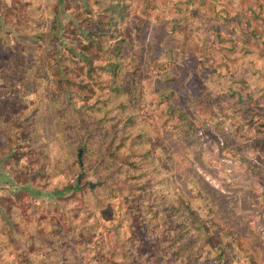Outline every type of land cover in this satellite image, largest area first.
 Wrapping results in <instances>:
<instances>
[{"label":"rangeland","instance_id":"obj_1","mask_svg":"<svg viewBox=\"0 0 264 264\" xmlns=\"http://www.w3.org/2000/svg\"><path fill=\"white\" fill-rule=\"evenodd\" d=\"M123 4L133 42L126 41L117 58L124 111L104 104L110 91L106 73L97 70L100 75L93 79L103 82L97 99L102 104L89 115L98 94L96 88L80 92L88 82L89 63L108 69L112 48L121 39L117 28L104 35L92 32L105 5L98 0H0V52L12 51L13 60L28 57L34 64L26 77L0 75V98L17 100L14 107L24 127L0 119V129L6 130L0 137V199L18 204L29 218L43 214L45 228L60 236L52 240L62 247L56 259L51 245L36 239L31 262L49 255L48 264L65 259L67 264H171L158 240L171 218L156 199L160 188L151 171L141 162L134 165L136 175L148 178L149 192L142 196L117 178L116 164L130 169L127 163L135 159L131 154L126 163L110 155L121 128L117 112L118 117L132 114L135 123L148 122L144 130L157 145L151 156L162 155L165 169L159 174L171 196L183 205L197 187L218 214L219 230L249 240L259 251L257 262L264 261V0ZM53 20L55 51L44 58ZM86 37L101 44L103 52L82 51ZM51 74L58 75L59 84ZM60 91L71 105L61 101L58 108L66 110L58 118L51 97ZM181 112L195 138L178 139L187 132L179 123ZM0 211L23 248L26 237L12 228L1 206ZM198 252L197 264H215ZM248 254L230 243L228 264H249ZM12 258L0 252V264Z\"/></svg>","mask_w":264,"mask_h":264},{"label":"trees","instance_id":"obj_2","mask_svg":"<svg viewBox=\"0 0 264 264\" xmlns=\"http://www.w3.org/2000/svg\"><path fill=\"white\" fill-rule=\"evenodd\" d=\"M123 1L124 0H98L99 4L105 6L101 11L102 16L99 15L97 21L93 23L92 32L97 31L99 32V35H104L107 34L112 28H117L121 33V39L116 44L115 48H112V53L114 52L115 55L112 56V60L110 59L111 64L109 63L108 69L104 68L101 70L99 66L91 67L92 63H89L87 72V85L80 89V92L82 93L84 90L86 91V89H88L89 92H95L94 88H96L98 93L104 87L102 84L103 82L94 80L100 75L97 70L106 73L107 79L105 81V87L108 88L110 92L108 94V99L105 98L103 102L105 100L106 102L108 101L111 106H115V110L117 109L118 112L124 111V109H122L124 103L121 101V98H123L125 94V87L123 86V82L121 80V66L117 58L121 57L122 51L126 49V41L127 45L133 44L131 38L132 33L126 21V14H124V12L128 9V6L123 4ZM54 23V20L49 23L50 28L47 31V37H49V40L47 42V48H45L46 55L43 56L44 58L51 57L52 53L55 51V45L51 41V39H53V31L55 30ZM123 33L124 35H122ZM83 41L85 43L83 42L84 45L82 46V51L87 53L92 51L93 56L103 52L101 50L102 45H99L90 37ZM132 48L133 46L131 49ZM27 59L24 57L22 60H13L12 51H9L5 55L4 53L0 52V66L3 65L0 68L2 69L0 71V75L5 77L14 74V76L18 79L20 77H26V73L31 72L28 66L34 65L32 60H30L28 57ZM43 63L41 64L42 66ZM110 65L112 68H110ZM50 69L52 70V68ZM94 76L95 78L93 79ZM50 80L54 84H59V78L56 74H51ZM30 83L31 82L29 79L27 85ZM99 95L100 93L97 94L96 101H94L93 106H91V108L88 110L89 115L93 109H99L98 105L102 104L97 102ZM54 97H56V99H54L52 96L51 102L53 103V106H55V115L58 118L63 117L64 111L66 109L62 112V109H59L58 106H60L61 101L65 103L69 102L64 99L62 91L58 92ZM16 102L17 100L14 99L0 98V119L4 117L6 121H12L14 124H17V126L23 129L24 127H22V123L20 121V112L15 109L16 107H14ZM106 102H104L105 105ZM118 112L117 118L121 128L119 129V133L115 132L116 142H113L114 148L112 151H110V155L115 161L122 160L126 163L128 162L129 155L131 154L133 155L132 157L135 156V159L133 162L127 163L130 169H123L121 164H116V175H118V180L128 183L132 193H136L137 191L139 192L140 196H142L143 193L149 192V185L147 183L148 178L146 180L144 179L145 174L142 172H139L137 175L135 174L136 168H134V165L136 166L141 162L142 166H145L146 172L151 171L152 176L156 179L155 184H159L160 189L158 191L160 193L159 197L156 199H159L158 201L160 202V207L164 215L168 214L171 218V221L165 220L166 224L163 225L164 229L158 235V240L161 239V242L165 245L163 250L166 254H162V256L163 258L167 259L166 263L197 264V259L195 256L197 257V251H199V255L202 254L204 256L210 257L215 264H228V249L230 247V243H234V245L239 244L243 251L249 250V254L247 256L249 264H264L262 259L259 260L260 262H257V253H259V251L249 240L241 237L236 232L219 230L220 224L215 223L218 221V214L216 211H214V207H211L208 199L199 189H197V187L189 192L190 196L186 201L182 200L184 203L183 205H180L177 200L171 196L167 186L162 184L163 176L159 174V172H162V168L163 170L165 169V167H163V163L165 162H162L161 160L162 155L161 157L159 155V158L156 160L152 159L151 156V151L156 149L157 145L154 143L151 134L144 130V126L148 122L145 123L142 120L143 122L141 123H135V118L132 117V114L118 117ZM179 117L180 125L187 127V132L185 134L180 132L178 139L195 138L193 127L189 125V123L187 126L185 125V122L188 120V116L181 112ZM89 123L93 124L94 121L89 120ZM116 125L117 123L114 124V129ZM5 131L6 130L0 129V137L4 135ZM88 137H90V135L85 136L84 139H87ZM85 144L86 141L80 142V147L82 149H86ZM124 148L128 149L130 154H120L118 150ZM78 167L82 168L79 162ZM129 171L131 174L126 176V172ZM81 178L82 175L80 176L79 180ZM86 191L91 195L94 193V190L88 187V183L86 184ZM0 206L5 212H7L8 219L12 222V228L13 226L19 227L21 234L27 239V242L23 248L17 246V244L14 242V236L11 232V229H9V224L5 222V219L1 215L0 211V252L6 254L7 256H11V254H13V258L10 259V261L3 260L1 264H48L49 255L41 258L40 260L33 261V263L31 262L32 255L34 254L33 252L35 251L33 242L36 239H39L41 244L44 241H47L52 247L51 255H55L56 259L59 258L58 252L59 250H62V247L58 246V244H56L52 239L57 237L60 238V236H52L47 230L48 228H45V216L43 214L29 218L28 212H22V208L18 206V204H13V201L10 202V199L6 198L0 199ZM157 215L158 214L155 213L154 221H156ZM63 257H65V252L63 253ZM56 264H67V260L65 259L63 263L57 262Z\"/></svg>","mask_w":264,"mask_h":264}]
</instances>
